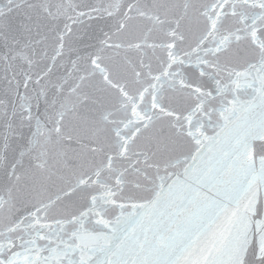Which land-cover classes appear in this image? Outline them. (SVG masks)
Listing matches in <instances>:
<instances>
[{"label":"snow or ice","instance_id":"snow-or-ice-1","mask_svg":"<svg viewBox=\"0 0 264 264\" xmlns=\"http://www.w3.org/2000/svg\"><path fill=\"white\" fill-rule=\"evenodd\" d=\"M0 264H264V0H0Z\"/></svg>","mask_w":264,"mask_h":264}]
</instances>
